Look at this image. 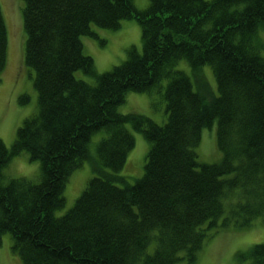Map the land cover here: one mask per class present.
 I'll return each instance as SVG.
<instances>
[{
  "label": "trees",
  "instance_id": "1",
  "mask_svg": "<svg viewBox=\"0 0 264 264\" xmlns=\"http://www.w3.org/2000/svg\"><path fill=\"white\" fill-rule=\"evenodd\" d=\"M24 61L35 72L39 111L24 120L8 148L0 136V245L10 232L26 264H195L221 228L264 221V0H23ZM142 26L135 46L111 70L98 73L84 52L93 24ZM185 59L201 79L210 64L218 94L195 88L175 64ZM8 61V31L0 3V73ZM82 69L95 77L76 76ZM167 83L163 85V81ZM206 81L203 82V85ZM163 87L168 119L119 111L129 91ZM24 99H27L24 97ZM217 124L218 162H202V129ZM151 146L142 177L120 173L135 137ZM107 135L90 149L93 134ZM26 150L41 178L6 181L4 168ZM85 160L95 175L64 214L66 183ZM264 264V242L246 251Z\"/></svg>",
  "mask_w": 264,
  "mask_h": 264
},
{
  "label": "rangeland",
  "instance_id": "2",
  "mask_svg": "<svg viewBox=\"0 0 264 264\" xmlns=\"http://www.w3.org/2000/svg\"><path fill=\"white\" fill-rule=\"evenodd\" d=\"M138 9H145L150 0H133ZM8 31V61L6 68L0 73V136L8 148H11L17 138V132L24 120L34 116L39 111V94L35 87V72L24 61L26 31L24 27V1L0 0ZM93 30L98 36L84 35V52L94 58L96 70L103 73L111 70L128 57L129 49L135 46L143 51L142 26L137 19H124L118 29L102 27L93 24ZM258 50L264 56V30L259 31L255 40ZM188 73L195 88L202 86L211 88L218 94L217 79L210 64L203 66L201 79L194 76L191 65L185 59L179 60L175 66ZM76 76L89 82H95V77L84 70L76 71ZM206 84L203 85V82ZM167 83L165 79L163 85ZM164 88L156 87L152 91H129L125 101L119 105L122 113L137 112L148 115L157 123L163 124L168 119L166 100L163 97ZM26 97L27 99H24ZM128 128L135 137V146L130 150L127 161L120 171L130 182L143 176L146 156L150 142L143 132L136 130L131 124ZM107 135L105 129L93 134L90 149L96 155L98 142ZM198 159L202 162H218L222 152L217 145V124L202 129L199 144L195 147ZM6 181L16 177H27L35 181L41 178L40 161L32 159L26 150L14 155L4 168ZM95 175L92 163L85 160L76 168L66 183L64 195L65 205L56 211L64 214L75 203L86 187L90 178ZM264 242V221L258 218L251 226L221 228L209 237L198 253L195 264H252L245 258L246 251L255 243ZM14 239L10 232L3 235L0 245V264H26L21 255L13 248ZM178 264H186L181 261Z\"/></svg>",
  "mask_w": 264,
  "mask_h": 264
}]
</instances>
